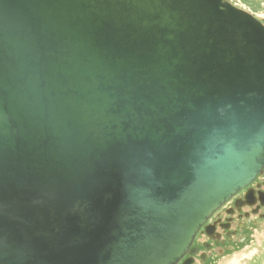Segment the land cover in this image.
Listing matches in <instances>:
<instances>
[{
  "label": "water",
  "instance_id": "1",
  "mask_svg": "<svg viewBox=\"0 0 264 264\" xmlns=\"http://www.w3.org/2000/svg\"><path fill=\"white\" fill-rule=\"evenodd\" d=\"M263 167L251 14L0 0V264H176Z\"/></svg>",
  "mask_w": 264,
  "mask_h": 264
},
{
  "label": "flooded vegetation",
  "instance_id": "2",
  "mask_svg": "<svg viewBox=\"0 0 264 264\" xmlns=\"http://www.w3.org/2000/svg\"><path fill=\"white\" fill-rule=\"evenodd\" d=\"M257 218H264V167L250 184L236 192L209 216L197 232L188 252L176 264H206L213 255L215 243H219L222 246L219 251L224 252L229 248L227 243L233 241L251 221L255 224Z\"/></svg>",
  "mask_w": 264,
  "mask_h": 264
},
{
  "label": "rangeland",
  "instance_id": "3",
  "mask_svg": "<svg viewBox=\"0 0 264 264\" xmlns=\"http://www.w3.org/2000/svg\"><path fill=\"white\" fill-rule=\"evenodd\" d=\"M225 3L241 9L259 20L264 25V0H223ZM252 221L245 230H240L229 248L220 252L222 246L214 244L213 255L206 264H264V218H257L252 227ZM244 237L246 240L244 241ZM224 248V247H223Z\"/></svg>",
  "mask_w": 264,
  "mask_h": 264
},
{
  "label": "bare ground",
  "instance_id": "4",
  "mask_svg": "<svg viewBox=\"0 0 264 264\" xmlns=\"http://www.w3.org/2000/svg\"><path fill=\"white\" fill-rule=\"evenodd\" d=\"M253 180H254V179H253ZM249 184H250V183H249ZM241 189H242V188H241ZM239 190H240V189H239ZM239 190H238V191H239ZM238 191H237V192H238Z\"/></svg>",
  "mask_w": 264,
  "mask_h": 264
}]
</instances>
